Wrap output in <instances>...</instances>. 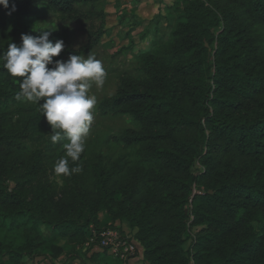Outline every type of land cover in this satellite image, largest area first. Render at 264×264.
I'll return each mask as SVG.
<instances>
[{"label": "trees", "instance_id": "16d2710c", "mask_svg": "<svg viewBox=\"0 0 264 264\" xmlns=\"http://www.w3.org/2000/svg\"><path fill=\"white\" fill-rule=\"evenodd\" d=\"M96 1L9 0L0 49L40 35L49 13L65 27ZM175 12L169 40L140 54L102 107L130 124L109 138L114 155L83 152L70 176L53 171L66 141L51 143L0 64V220L31 225L20 246L0 240V264L66 259L92 230L127 237L115 222L129 225L146 264H264V0H177ZM51 27L55 43L63 35ZM100 37L88 32L53 60L91 55Z\"/></svg>", "mask_w": 264, "mask_h": 264}, {"label": "rangeland", "instance_id": "374dc122", "mask_svg": "<svg viewBox=\"0 0 264 264\" xmlns=\"http://www.w3.org/2000/svg\"><path fill=\"white\" fill-rule=\"evenodd\" d=\"M176 3L177 0H97L90 10L86 9L89 11L85 18L65 27L58 24L53 13H49L46 19L38 24L39 29L50 30L53 23L57 32L63 35L57 39L64 42V49H77L83 45L88 32L101 33L91 55L102 62L107 76L102 88L93 86L90 92L96 96L97 105L90 135L86 141L85 158L94 157L99 153L114 155L109 138L123 128L130 127V124L125 118L107 112L102 107L123 79L136 74V61L140 54L147 53L155 46L169 40L175 25ZM90 11L91 14H89ZM66 58L63 56L62 60L66 61ZM43 129L51 134L47 122ZM28 149L33 152L36 149V143L28 145ZM1 224L4 228L0 227V240L4 239V242L14 247L22 244L24 240L22 231L29 230L31 227L30 224L24 226V220L21 218L16 221L0 220ZM41 231L45 239L54 237L48 229L42 228ZM56 243L62 246L65 241L57 238ZM91 245L93 244H90L93 248L98 246ZM83 247L68 245L65 256L67 259L79 257ZM90 247L92 251L93 248ZM37 259L44 264H60L57 259L52 260L49 257Z\"/></svg>", "mask_w": 264, "mask_h": 264}, {"label": "clouds", "instance_id": "9594fccd", "mask_svg": "<svg viewBox=\"0 0 264 264\" xmlns=\"http://www.w3.org/2000/svg\"><path fill=\"white\" fill-rule=\"evenodd\" d=\"M0 7L8 9L9 0H0ZM35 31L41 34H22L20 46L10 42L6 51L0 49V64L10 77L19 78L13 80L19 85L16 99L36 105L42 113L51 129V143L66 141L64 155L55 162L53 171L70 176L82 171L77 162L85 151L97 105L91 89L102 88L107 73L93 55L71 54L66 61H54L64 50V42L53 43L51 30Z\"/></svg>", "mask_w": 264, "mask_h": 264}, {"label": "built area", "instance_id": "2783aa9c", "mask_svg": "<svg viewBox=\"0 0 264 264\" xmlns=\"http://www.w3.org/2000/svg\"><path fill=\"white\" fill-rule=\"evenodd\" d=\"M97 244L101 250L108 251L120 264H129L130 260L140 253L139 245L122 236L116 228L103 229L101 232L92 230V237L86 243Z\"/></svg>", "mask_w": 264, "mask_h": 264}, {"label": "crops", "instance_id": "0c3cea01", "mask_svg": "<svg viewBox=\"0 0 264 264\" xmlns=\"http://www.w3.org/2000/svg\"><path fill=\"white\" fill-rule=\"evenodd\" d=\"M99 219L106 221L108 226L111 225V223L106 220L107 218L104 213L99 214ZM113 226L120 228L123 235L127 236L128 238H131V230L127 223L115 222ZM84 246L86 247H83L82 255L80 257H73L72 259H67L66 257V259H64V256H61L57 260L59 261L60 264H120L118 261L114 262L113 256L108 251H106L105 253L98 246H94V248L92 249V252H96L98 254L96 258H92L91 253H89L88 255H85L84 253L86 249H89L90 245L87 246V244H85ZM109 255L112 257H110ZM88 258H91V259L88 260ZM29 264H44V263L38 261V259L36 258L34 259V261L29 262ZM129 264H146V263L142 261V256L140 252L136 254L134 258L130 260Z\"/></svg>", "mask_w": 264, "mask_h": 264}, {"label": "water", "instance_id": "95a60500", "mask_svg": "<svg viewBox=\"0 0 264 264\" xmlns=\"http://www.w3.org/2000/svg\"><path fill=\"white\" fill-rule=\"evenodd\" d=\"M187 212H188V211H187V210H185V214H187Z\"/></svg>", "mask_w": 264, "mask_h": 264}]
</instances>
